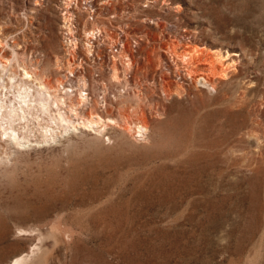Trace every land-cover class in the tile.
I'll list each match as a JSON object with an SVG mask.
<instances>
[{"label":"rangeland","instance_id":"obj_1","mask_svg":"<svg viewBox=\"0 0 264 264\" xmlns=\"http://www.w3.org/2000/svg\"><path fill=\"white\" fill-rule=\"evenodd\" d=\"M35 1L0 0V24L7 36L24 37L30 62L56 84L68 73L67 63H56L58 52L66 56L61 0ZM93 1L99 15L86 0H78V11L71 7L79 38L72 66L95 79L90 96L98 89L94 99L104 107V87L118 86L129 98L125 107L138 99L125 92V55H116L121 83H112L100 59L112 39L96 41L103 52L80 65L84 26L100 24L114 38L131 29L126 47L143 56L128 78L151 88L145 109H166L144 140L81 128L42 142L37 121L28 146L0 139V264L22 252L29 264H264V0ZM190 36L231 52L222 59L236 57L237 69L230 63L216 91L160 98L145 81L147 73L159 76L158 46ZM11 49L0 45V54Z\"/></svg>","mask_w":264,"mask_h":264},{"label":"bare ground","instance_id":"obj_2","mask_svg":"<svg viewBox=\"0 0 264 264\" xmlns=\"http://www.w3.org/2000/svg\"><path fill=\"white\" fill-rule=\"evenodd\" d=\"M40 2L39 0H36L35 5ZM41 4L42 3L38 5ZM86 4H88L92 15H99L101 8L100 10L97 8L98 6L95 1L86 0ZM35 5L31 8V11L33 12L38 11V7ZM61 6V10L63 12L60 13V18L63 20L64 24L62 23V25L64 26L60 25V27L62 26L66 29L63 40V43L65 42L64 52L66 56H64L63 51L61 52L62 55L58 52V54H56V63L57 67L60 68L62 61H64L65 64L67 63V67L64 65H62V67L64 66L68 70V73H65L67 80L58 79L59 77H57V81L55 82L56 84H51V79L48 81V75H45L43 70L34 66L36 63H34L33 60L34 65L30 62L31 58L34 56H29V47L27 44L21 43L20 40H22V42L24 40L25 42L24 37H22V35L18 36V34L14 37L7 36L2 31V25L0 24V45L5 46V44H7L12 48L10 50V55L7 56L0 54V139L5 140L7 143L17 145V147L30 145L32 141L30 138L32 131L30 123L32 121H37L40 128L42 127V142H48L50 139H57L60 137L62 129L65 130V132H68L81 128L84 130H91L103 136H108L110 131L113 130V132L127 133V135L130 134L143 140L149 139L150 135L156 132L155 127H153L155 122L154 117L156 119L160 117L166 108L162 107L158 110L157 107L153 112H151V110L149 111V108L145 109L142 98L144 99L147 97V91L151 88H146L145 86L140 85L142 84L140 81L135 80L134 83H132L135 85L133 87L130 79L128 78V74L133 72V69H137V66L139 67L140 58L143 56L141 54V56L137 58L138 55L134 54L130 48L128 49L126 47V41L130 38L129 34L131 35V29L126 31L123 30L122 32L124 34L118 32V37L114 38V36L109 32H106V29L101 27L102 25L100 26V24L94 25L91 30L84 26V32L80 41L84 43L83 51L85 53H83L84 56L81 58L80 65L84 63L83 60L85 57H89V55H99L103 52L101 50L98 51V48H95L94 43L96 41H101L106 37L110 39L109 41L112 39L110 42V52L108 58L101 56L100 59L102 62H105V64L110 66V80H112V83H121L122 78L120 69H122V62L119 63L117 61L116 55H125L126 60L124 63L126 62L125 65L128 69L127 72L125 71V92L126 94H130V91L134 90V93H136L135 96H138V99L136 98L134 103H131V105L129 104V107H125L127 106L123 101L125 98H121L122 96L124 97V93H122L123 89L121 90L118 86L111 87V89L110 86L108 88L104 87V95L102 97V100H104L103 107V104L100 105L98 102L100 100V93L98 92V89H93V91L95 90V92H97L96 96L95 94H92L90 97L85 93L87 86L91 83H95L93 76L85 74L83 69H77L76 66H72V62L76 58L73 54L75 52L74 48L79 42V38L73 34L74 28L72 19L75 18V13L71 10V7L78 11V0H61ZM101 7L103 6L101 5ZM31 17L36 18L35 15H31ZM186 35H183L182 37L187 38L188 36ZM133 36L135 35L133 34ZM10 38L13 39V45L8 43ZM173 38H175V36ZM135 43H138L136 39ZM66 46H68V48ZM158 47L159 53L156 61L159 67V76L152 74L154 77L152 76L153 78L151 79L150 76H148L149 73H147L145 81H148V83L151 84L150 86L154 89L153 91L159 92L158 95H160V98L161 96L163 97V95L168 98L170 94L179 95V97L192 96L193 93L198 91L202 93L201 90L203 89L212 92V90L218 86L217 84L223 82V74L228 73L230 63L231 66H233L232 63H234V66L237 69L238 59H235L236 57L232 58L230 56V61L222 59L229 56L231 52L225 51L226 54H223L222 50L219 48H205L204 45H199L196 41H194V39L192 40L191 36L188 40L173 39V41L166 43L165 49H163L164 47L162 48L161 45ZM66 52L69 53V56H67ZM232 53L234 55L238 54L237 52ZM25 56L30 59L26 60ZM36 58L38 59V57ZM101 64L104 65V63ZM69 73L73 75L71 78ZM165 75L170 76V78L172 77V79L168 81V79L165 78ZM70 82L71 85H68ZM75 82H78L76 86H74ZM199 85H202L201 88ZM170 90L174 93H169ZM195 95L193 97H195ZM97 96H99L97 98L99 100L96 101L95 97ZM114 106H124L123 111L120 107L118 109V113L115 112L113 108ZM156 138H158V133ZM34 247L36 248V243H32L30 252L34 251ZM28 253L22 252L15 255L10 264H29L27 259Z\"/></svg>","mask_w":264,"mask_h":264},{"label":"built area","instance_id":"obj_3","mask_svg":"<svg viewBox=\"0 0 264 264\" xmlns=\"http://www.w3.org/2000/svg\"><path fill=\"white\" fill-rule=\"evenodd\" d=\"M75 26V25H74ZM79 43V42H78ZM76 46H77V44H76ZM88 61H91V60H88ZM88 87L89 86H87V89H86V91H85V93H86V95H88V96H90V94H89V92H88ZM91 97V96H90ZM103 102H104V100H103Z\"/></svg>","mask_w":264,"mask_h":264}]
</instances>
